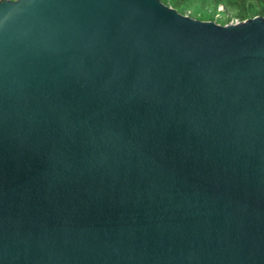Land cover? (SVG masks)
I'll return each instance as SVG.
<instances>
[{
  "label": "water",
  "instance_id": "water-1",
  "mask_svg": "<svg viewBox=\"0 0 264 264\" xmlns=\"http://www.w3.org/2000/svg\"><path fill=\"white\" fill-rule=\"evenodd\" d=\"M0 264H264V16L0 0Z\"/></svg>",
  "mask_w": 264,
  "mask_h": 264
},
{
  "label": "trees",
  "instance_id": "trees-1",
  "mask_svg": "<svg viewBox=\"0 0 264 264\" xmlns=\"http://www.w3.org/2000/svg\"><path fill=\"white\" fill-rule=\"evenodd\" d=\"M180 14L220 25L264 16V0H160ZM223 10H217L218 7Z\"/></svg>",
  "mask_w": 264,
  "mask_h": 264
},
{
  "label": "rangeland",
  "instance_id": "rangeland-1",
  "mask_svg": "<svg viewBox=\"0 0 264 264\" xmlns=\"http://www.w3.org/2000/svg\"><path fill=\"white\" fill-rule=\"evenodd\" d=\"M217 10H223V8L220 6V7H218V9ZM187 15V14H186ZM235 20H231L230 22H234ZM229 22V23H230Z\"/></svg>",
  "mask_w": 264,
  "mask_h": 264
}]
</instances>
